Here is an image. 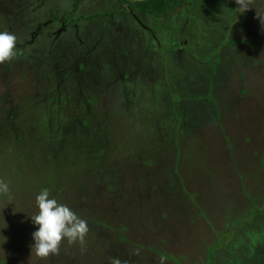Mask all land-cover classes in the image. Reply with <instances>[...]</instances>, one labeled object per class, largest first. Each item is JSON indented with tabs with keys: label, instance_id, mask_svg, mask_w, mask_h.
Masks as SVG:
<instances>
[{
	"label": "rangeland",
	"instance_id": "rangeland-1",
	"mask_svg": "<svg viewBox=\"0 0 264 264\" xmlns=\"http://www.w3.org/2000/svg\"><path fill=\"white\" fill-rule=\"evenodd\" d=\"M120 3L0 0V264H264V0ZM42 188L83 245L31 254Z\"/></svg>",
	"mask_w": 264,
	"mask_h": 264
},
{
	"label": "clouds",
	"instance_id": "clouds-1",
	"mask_svg": "<svg viewBox=\"0 0 264 264\" xmlns=\"http://www.w3.org/2000/svg\"><path fill=\"white\" fill-rule=\"evenodd\" d=\"M240 12L251 7V0H235ZM261 18V16H260ZM261 23L264 20L261 18ZM16 36L9 31H0V62L10 60L15 55ZM9 184L0 180V195L8 196ZM35 214L27 215L34 226L31 232L30 251L38 258H47L60 251L61 241L69 245L84 244L88 224L69 205L60 203L50 195L48 188H42L35 195ZM110 264H121L119 258L113 257Z\"/></svg>",
	"mask_w": 264,
	"mask_h": 264
},
{
	"label": "trees",
	"instance_id": "trees-1",
	"mask_svg": "<svg viewBox=\"0 0 264 264\" xmlns=\"http://www.w3.org/2000/svg\"><path fill=\"white\" fill-rule=\"evenodd\" d=\"M187 0H122L128 11L132 13H143L150 18L162 16L174 7L184 4Z\"/></svg>",
	"mask_w": 264,
	"mask_h": 264
},
{
	"label": "flooded vegetation",
	"instance_id": "flooded-vegetation-1",
	"mask_svg": "<svg viewBox=\"0 0 264 264\" xmlns=\"http://www.w3.org/2000/svg\"><path fill=\"white\" fill-rule=\"evenodd\" d=\"M123 3V4H122ZM122 3H120L121 4V6L119 7V9H118V14L119 13H121V15H126V14H128V15H131L132 16V18L134 17L138 22H140L142 25L144 24V22H146L147 20H149L150 19V16H147L146 14H143V13H132V12H130V11H128L127 10V8H126V6H125V3L124 2H122ZM75 12H76V7L72 10V11H68V12H66L65 14H64V16H65V18H67V22L65 23V26L66 25H72V24H75L78 20H80V16L81 15H79L77 18H75L74 20L73 19H71V18H69V17H71V16H73L74 14H75ZM112 13H114V12H112ZM110 14V13H109ZM108 14V15H109ZM83 15V14H82ZM107 14H105V16H106ZM88 17L90 16V15H87ZM89 18H92L91 16L89 17ZM88 18V19H89ZM145 25V29L148 31V33H149V31L150 30H152V29H150V27L149 26H147L146 24H144ZM229 245H234V242H231ZM260 258L261 259H263L264 258V255H262V256H260Z\"/></svg>",
	"mask_w": 264,
	"mask_h": 264
}]
</instances>
